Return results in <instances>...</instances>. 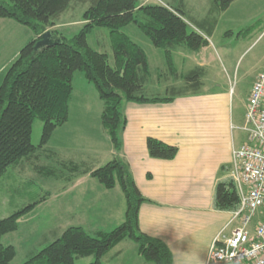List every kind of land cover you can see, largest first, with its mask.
I'll list each match as a JSON object with an SVG mask.
<instances>
[{"label":"crops","instance_id":"crops-1","mask_svg":"<svg viewBox=\"0 0 264 264\" xmlns=\"http://www.w3.org/2000/svg\"><path fill=\"white\" fill-rule=\"evenodd\" d=\"M142 1L139 0L138 4ZM64 25L55 21L49 31L63 36L60 29ZM124 34L147 56L149 68L144 92L150 99L169 98L174 92H183V88L187 89L185 78L195 70L202 72L203 87L198 93L188 91L171 103L125 102L123 110L127 127L122 139L123 158L129 164L143 197L150 201L140 209L141 231L166 244L173 256V264H207L215 239L218 236L230 238L239 226L238 221L233 222L234 211H218L215 199L217 186L232 182L233 148L245 143L240 135L238 141L233 132L238 126L231 109L230 92L211 91L204 87L208 66L215 60L212 42L209 39V46L199 52H192L186 46L174 47L170 69L165 49L156 48L152 42L136 34ZM83 77L87 84L81 92L77 90L76 81L83 85ZM73 89L65 125L70 123L74 127L71 132L65 128L63 146L55 145L54 137L65 125L55 131L44 152L38 150L16 165L22 167L27 163L43 172L38 164L44 157L46 167L43 168H47V175L53 177V183L58 186L46 199L60 202L54 224L57 230L52 231L53 240L45 241L39 250L70 227H82L90 234L103 230L98 227L100 223L108 222L114 226L116 222L122 225L125 220L127 204L121 188L117 186L108 190L91 176L93 171L116 157L102 124L104 102L83 73H75ZM75 110H78V117ZM93 115L95 119H92ZM76 132L80 133V142L77 134L72 139ZM94 132L95 136L92 135ZM149 138L177 147L179 154L172 161L151 158L147 150ZM73 141L79 147H73ZM49 150L60 156H49L51 154H46ZM56 171H59L58 176ZM128 241L116 246L102 261L105 259V264H154L139 254L134 242L129 244ZM127 247L131 248V260L120 262Z\"/></svg>","mask_w":264,"mask_h":264},{"label":"trees","instance_id":"trees-1","mask_svg":"<svg viewBox=\"0 0 264 264\" xmlns=\"http://www.w3.org/2000/svg\"><path fill=\"white\" fill-rule=\"evenodd\" d=\"M73 0H0V19H10L33 30L35 38L26 45L12 63L0 86V179L10 168L32 157L46 147L55 131L69 118L75 73H83L95 86L104 102L102 124L116 152L107 165L93 171L91 176L106 189L119 186L126 199V215L122 225L111 232L89 234L82 227H70L54 242L46 244L24 264H75L77 259L95 257L92 264L102 262L110 251L126 240L138 246L139 254L154 264H173V256L161 240L144 234L140 229L139 213L144 203L150 202L140 192L130 166L123 158L122 135L127 127L123 110L125 102L171 103L188 91L202 90L201 70L186 78L187 91L174 92L169 98H148L144 92L148 75V59L141 47L122 31L134 24L156 48L166 50L167 64L172 69L171 51L186 46L199 52L209 46L211 30H191L181 9L164 5H144L139 0H78L88 3L81 32L68 40L53 32L62 42L36 52L35 46L44 33L55 26ZM235 0H214V8L226 11ZM138 13L143 17L138 18ZM95 28L110 30L114 66L108 54L93 50L88 36ZM202 32V33H201ZM39 119L43 123L41 142L32 143L33 127ZM147 150L153 159L172 161L179 149L149 138ZM40 203H34L0 220V264H13L17 256L14 246L5 245L3 238L18 232L19 221L28 216ZM240 204L232 182L220 183L216 190L218 211H235Z\"/></svg>","mask_w":264,"mask_h":264},{"label":"rangeland","instance_id":"rangeland-1","mask_svg":"<svg viewBox=\"0 0 264 264\" xmlns=\"http://www.w3.org/2000/svg\"><path fill=\"white\" fill-rule=\"evenodd\" d=\"M148 4H160L181 9L185 13V18L191 30L198 31V27H201L208 31L211 27H214V32L210 38L203 33L208 41L210 39L212 42L213 49L211 51L215 56V60L211 61L208 66V76L206 77V83L204 82V87L206 90L211 91L230 92L231 109L235 125L238 126L233 132L238 141L240 135L242 136V142H246L247 133L243 128L246 125L247 105L254 82L264 70V0H235L226 11L216 10L214 0H151V2L143 0L142 3L138 4V9ZM89 7V4L73 0L69 9L56 19V21L66 24L60 29L66 39L71 40L81 32L85 25L84 14ZM138 18L143 20L139 13ZM0 29L2 30L0 31V41L2 40L0 42L1 84L20 51L35 38V35L31 28L10 19H0ZM122 31L131 36L136 34L150 41L134 24L125 27ZM88 43L93 50L108 54L110 64L114 66L109 29L95 28L88 36ZM82 84L76 81L77 90H81V92H83L82 89L86 88L87 81L84 79ZM182 90L187 91L185 88ZM75 104L79 105L77 102ZM74 113L78 117V110H75ZM93 118L95 119V115L92 116ZM65 126L54 137L55 145L57 144L60 147L64 144L65 128L67 132H71L74 124L68 123ZM42 131L43 123L37 119L34 123L32 135V143L36 147L40 145ZM76 134L77 140L80 142V133L78 132L73 135L72 139ZM92 135L95 136V132ZM74 143L75 141H73V147H79ZM43 149L42 152H44ZM46 154H51L49 156L53 158L54 156H60L54 150H49ZM45 160L42 157L38 164L41 169H44L43 172L24 163L22 167L10 168L8 173L0 179V220L10 217L29 205L40 203L28 216L19 221L20 228L18 232L3 238L5 245L14 246L17 251L13 264L27 262L37 250L40 251L39 249L45 241L53 240L54 234L52 231L57 230L54 224L58 218L55 215L59 212L58 209L61 208L60 202L54 199H46H49L50 194L54 193L58 186L53 183V177L47 175V168H43L46 167ZM58 174L59 171H56L57 176ZM257 220L256 218L255 222ZM120 225L119 222H116L114 226H110L108 222H105L100 223L98 227L105 232H111ZM87 229L91 232L90 228ZM90 234L95 235L94 233ZM128 243L134 244L130 241ZM130 252L131 248L127 247L125 249L126 254L120 262L127 263L130 261ZM94 262L95 257H90L77 259L75 264H92ZM102 262L107 263L105 259Z\"/></svg>","mask_w":264,"mask_h":264},{"label":"built area","instance_id":"built-area-1","mask_svg":"<svg viewBox=\"0 0 264 264\" xmlns=\"http://www.w3.org/2000/svg\"><path fill=\"white\" fill-rule=\"evenodd\" d=\"M243 130L247 141L232 151V181L240 198L233 222L239 226L230 238L215 239L207 264H264V70L254 82Z\"/></svg>","mask_w":264,"mask_h":264},{"label":"water","instance_id":"water-1","mask_svg":"<svg viewBox=\"0 0 264 264\" xmlns=\"http://www.w3.org/2000/svg\"><path fill=\"white\" fill-rule=\"evenodd\" d=\"M61 42H62V38H59L51 31H47L42 35L41 40L36 44L35 50L36 52H38L45 47L57 45L60 44Z\"/></svg>","mask_w":264,"mask_h":264}]
</instances>
